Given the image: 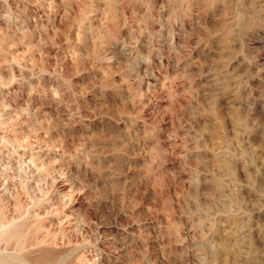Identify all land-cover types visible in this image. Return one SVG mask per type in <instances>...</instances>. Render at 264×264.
<instances>
[{"label": "rangeland", "instance_id": "374dc122", "mask_svg": "<svg viewBox=\"0 0 264 264\" xmlns=\"http://www.w3.org/2000/svg\"><path fill=\"white\" fill-rule=\"evenodd\" d=\"M0 264H264V0H0Z\"/></svg>", "mask_w": 264, "mask_h": 264}]
</instances>
